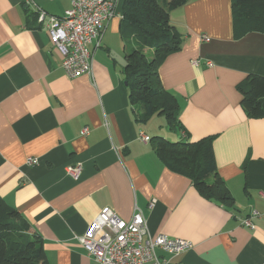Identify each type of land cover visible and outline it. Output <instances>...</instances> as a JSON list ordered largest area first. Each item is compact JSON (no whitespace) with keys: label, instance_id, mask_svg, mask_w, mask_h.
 I'll return each mask as SVG.
<instances>
[{"label":"crops","instance_id":"crops-1","mask_svg":"<svg viewBox=\"0 0 264 264\" xmlns=\"http://www.w3.org/2000/svg\"><path fill=\"white\" fill-rule=\"evenodd\" d=\"M71 1L0 0V196L30 223L47 263L100 264L77 236L109 207L125 221L139 209L151 236L191 241L180 254L157 249L162 264H264V117L246 114L236 88L249 73L264 75V33L234 39L231 0H190L169 11L180 49L158 72L179 104L172 139L213 137L216 174L233 197L227 206L168 169L153 129L137 119L123 73L127 39L136 38L120 29L124 0H114L100 44L89 46L91 73L65 75L38 15L61 16ZM71 164L82 166L76 180L66 172ZM253 210L260 215L249 228L241 221Z\"/></svg>","mask_w":264,"mask_h":264},{"label":"trees","instance_id":"trees-1","mask_svg":"<svg viewBox=\"0 0 264 264\" xmlns=\"http://www.w3.org/2000/svg\"><path fill=\"white\" fill-rule=\"evenodd\" d=\"M189 1H123L120 29L138 42L125 56L124 81L130 103L138 104L137 119L141 122L159 114L165 116L171 129H181L177 98L162 86L158 69L168 54L180 49L181 36L169 21V11ZM231 13L234 39L249 32L264 33V0H231ZM236 88L246 114L264 117V75L249 73ZM212 138L171 142L156 135L152 141L163 164L190 178L201 196L232 206L233 197L216 174ZM210 174H214L213 179L208 181ZM30 229L26 218L0 196V264H48L41 240Z\"/></svg>","mask_w":264,"mask_h":264},{"label":"built area","instance_id":"built-area-1","mask_svg":"<svg viewBox=\"0 0 264 264\" xmlns=\"http://www.w3.org/2000/svg\"><path fill=\"white\" fill-rule=\"evenodd\" d=\"M114 14V0H72L61 16L39 12L38 19L61 54L62 68L68 78L91 73L93 49L89 46L95 48L100 44L106 25ZM201 39L208 41L209 37L202 34ZM200 62V59H193L191 64L197 66ZM204 63L210 65L208 60ZM87 132L88 128L84 127L82 133ZM141 139L147 141L149 137L142 135ZM27 162L32 164L33 158L28 157ZM81 170L80 164L66 167V172L75 180ZM261 197L264 199V191ZM153 203L151 201L149 207ZM259 215L253 210L241 224L254 228L252 218ZM77 239L87 255L100 264H162L157 249L180 254L192 247L191 241L184 238L165 234L151 236L146 218L139 209H135L132 217L125 221L109 207H103Z\"/></svg>","mask_w":264,"mask_h":264},{"label":"rangeland","instance_id":"rangeland-1","mask_svg":"<svg viewBox=\"0 0 264 264\" xmlns=\"http://www.w3.org/2000/svg\"><path fill=\"white\" fill-rule=\"evenodd\" d=\"M133 38H128L127 39V47L126 51L128 52L132 46H137V38L132 40ZM151 55H149L150 57ZM136 108H138V104L135 105ZM147 124L153 129V134L154 135H159L167 138L168 140H171L172 133L176 131L177 129H171L166 121L165 116L159 115V114H154L152 117H150L147 121ZM174 141V139L171 140V142ZM211 179L208 178V181Z\"/></svg>","mask_w":264,"mask_h":264},{"label":"water","instance_id":"water-1","mask_svg":"<svg viewBox=\"0 0 264 264\" xmlns=\"http://www.w3.org/2000/svg\"><path fill=\"white\" fill-rule=\"evenodd\" d=\"M126 84V83H125Z\"/></svg>","mask_w":264,"mask_h":264}]
</instances>
